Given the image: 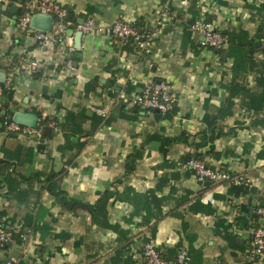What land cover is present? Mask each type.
Masks as SVG:
<instances>
[{
  "label": "crops",
  "instance_id": "obj_1",
  "mask_svg": "<svg viewBox=\"0 0 264 264\" xmlns=\"http://www.w3.org/2000/svg\"><path fill=\"white\" fill-rule=\"evenodd\" d=\"M26 1L0 4V73L18 63L13 84L0 90V116L35 113L39 125L46 117L45 125L55 121L58 129L48 125L45 136L40 125L39 133L18 136L0 127V161L9 164L0 174V226L10 232L0 264H144L147 240L170 264L181 249L186 264H264V254H249L252 216L264 207V119L238 100L231 114L218 115L232 81L231 61L186 29L201 16L220 31L259 30L264 37V0H54L67 11L65 44L44 48L16 26ZM161 18L165 24L147 53L97 29L83 35L79 50L72 48L81 20L96 28L122 21L145 31ZM255 56L264 59V51ZM32 62L36 68L29 71ZM255 75L247 76L248 86L257 85ZM161 79L178 99L169 115L117 98ZM97 108L106 113L102 120ZM66 119L67 128L81 132L59 127ZM141 147L143 157L125 175L126 156ZM192 157L244 175L251 187L198 181L180 167ZM51 172L59 173L58 187L81 202L109 192L97 220L57 201L45 187Z\"/></svg>",
  "mask_w": 264,
  "mask_h": 264
},
{
  "label": "built area",
  "instance_id": "obj_2",
  "mask_svg": "<svg viewBox=\"0 0 264 264\" xmlns=\"http://www.w3.org/2000/svg\"><path fill=\"white\" fill-rule=\"evenodd\" d=\"M2 0H0V4ZM1 13V10H0ZM34 13H44L52 15V28L49 32L33 30L30 25V18ZM67 11L54 0H28L23 6L21 12L17 15L15 23L19 30L25 33L26 36L33 38L39 48H44L52 42H64V33L66 30ZM165 24L163 18L156 21L153 28L145 31L139 30L134 24L122 21H115L106 27H95L91 19L84 20L77 25V30L82 34H88L97 29L102 33L112 36L126 43L133 41L140 52H149L150 41L158 33L161 26ZM189 33L197 37L199 44L204 47L223 50L228 44L227 38L222 32L216 28L210 21L198 16L190 19L186 25ZM71 44L66 48H71ZM73 48V47H72ZM29 71L36 68V63L26 64ZM66 67H71V61H66ZM15 68L10 69L6 73V78L3 83H0V90L9 88L15 78ZM172 84L166 79L158 81H146L138 89L131 94L121 91L117 98L126 101L131 106L143 109L154 110L165 113L174 110L177 104V97L171 92ZM96 113L99 116L105 117L104 109L97 108ZM52 129L57 130V122H47ZM3 130L7 133L18 136H29L39 133L41 126L38 124L36 128L20 125L11 119L5 118L1 122ZM183 170L191 171L198 181H214L225 184H234L239 186L251 187V180L244 175H235L231 172L217 167H211L205 161L199 158H189L180 163ZM10 239V232L0 226V246ZM249 254L252 258L261 257L264 254V207L259 206L256 209L255 224L250 230L249 237ZM141 255L144 259V264H170L164 259L157 248V245L152 240H147L142 243ZM188 253L185 249H181L173 264H186Z\"/></svg>",
  "mask_w": 264,
  "mask_h": 264
},
{
  "label": "trees",
  "instance_id": "obj_3",
  "mask_svg": "<svg viewBox=\"0 0 264 264\" xmlns=\"http://www.w3.org/2000/svg\"><path fill=\"white\" fill-rule=\"evenodd\" d=\"M221 32L227 38L228 46L220 52L224 53V55L231 61L232 81L229 84L227 98L220 108L218 115L220 117H223L231 114L234 111L233 109L236 104V100H238L240 108L245 109L253 115H261V118L264 119V59L259 60L255 56L258 51H264V43L262 42V39L264 37H258L259 30L255 31L253 34H250L248 30L244 29H226L224 31L221 30ZM16 58L17 57H15L14 60H16ZM17 66L18 63L14 61L13 65L8 67L7 69H13ZM250 73H256L254 80L257 85H255L254 87L248 86L246 82L247 76ZM128 90L130 89H127V91ZM96 106L101 107L100 105ZM172 111L165 112L164 114L169 115ZM82 117L84 119L86 118L84 114L82 115ZM5 118L11 119V117L0 116V122H2ZM102 119L103 117H101V120ZM46 121L47 118L45 117L42 120V123L40 122V125H45ZM67 122L68 121L66 119L65 122L58 123V125L63 130H72V132L80 131L81 128L76 126L67 128ZM97 123H99L98 120ZM88 134L90 133H84V135ZM80 145L81 144H79V146ZM143 154L144 147H141L139 149H136L135 151L130 152L126 156L124 165L125 175H128L135 170L137 162L143 157ZM0 164H2L0 165L1 174L9 164L5 163L4 161H0ZM58 175L59 173L51 172L46 176V189L55 196L57 201L66 210H86L91 214L94 220H97V215H101V213L105 209L108 197L110 196L109 192L103 194L96 202L92 204L81 202L79 200L68 197L65 192L58 187L55 181V177L57 178ZM252 217L256 219V212Z\"/></svg>",
  "mask_w": 264,
  "mask_h": 264
},
{
  "label": "water",
  "instance_id": "obj_4",
  "mask_svg": "<svg viewBox=\"0 0 264 264\" xmlns=\"http://www.w3.org/2000/svg\"><path fill=\"white\" fill-rule=\"evenodd\" d=\"M15 8H13L14 10ZM82 20L80 21V23ZM30 27L33 30L37 31H43V32H49L52 28V15L51 14H44V13H34L32 14L29 22ZM67 33L69 36L72 34V30H67ZM83 34L80 30H77L73 34V48L76 50H79L81 47V40H82ZM228 44L225 45L227 47ZM65 52L68 53V48H65ZM80 53H77L76 56H79ZM69 59V57H68ZM77 65L76 62L72 63V67H75ZM6 78V74L4 72L0 73V82H4ZM8 104V102H6ZM136 110V109H134ZM155 112H159L157 109H154ZM11 119L24 126H29L32 128H36L39 124V118L35 113L30 112H23L20 110L13 111L11 115ZM1 127V123H0ZM51 132V128L48 125H44L42 127V135H49ZM253 204H255V201H253Z\"/></svg>",
  "mask_w": 264,
  "mask_h": 264
}]
</instances>
